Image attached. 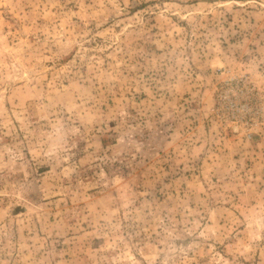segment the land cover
<instances>
[{
  "label": "rangeland",
  "instance_id": "obj_1",
  "mask_svg": "<svg viewBox=\"0 0 264 264\" xmlns=\"http://www.w3.org/2000/svg\"><path fill=\"white\" fill-rule=\"evenodd\" d=\"M0 264H264V0H0Z\"/></svg>",
  "mask_w": 264,
  "mask_h": 264
}]
</instances>
